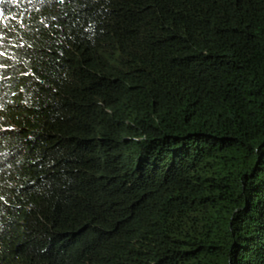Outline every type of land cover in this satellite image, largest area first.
<instances>
[{
	"label": "trees",
	"instance_id": "trees-1",
	"mask_svg": "<svg viewBox=\"0 0 264 264\" xmlns=\"http://www.w3.org/2000/svg\"><path fill=\"white\" fill-rule=\"evenodd\" d=\"M0 264H264V0H0Z\"/></svg>",
	"mask_w": 264,
	"mask_h": 264
}]
</instances>
